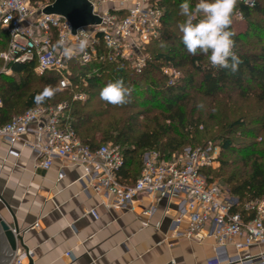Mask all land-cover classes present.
Returning <instances> with one entry per match:
<instances>
[{
    "label": "built area",
    "instance_id": "built-area-1",
    "mask_svg": "<svg viewBox=\"0 0 264 264\" xmlns=\"http://www.w3.org/2000/svg\"><path fill=\"white\" fill-rule=\"evenodd\" d=\"M90 1L101 23L74 30L64 16L44 13L48 4L0 0V27L9 32L7 47L0 51V59L7 66L5 71L11 72L10 64L34 63L37 73L52 71L58 75L61 91L78 87L73 78L74 62H120L141 72L147 65L146 45L160 33L163 10L158 0H133L129 8L107 7L102 14L96 6L107 4L108 0ZM241 2L249 7L255 5L254 0ZM122 10L126 12L120 13ZM234 16L243 18L240 10ZM84 39L87 45L81 52L79 45ZM65 47L73 49L71 57L64 55ZM162 71L168 85L181 76L173 67L165 66ZM81 81L85 84L83 77ZM73 98L84 102L88 94L75 92ZM0 139L11 146L10 156H19L12 147L20 142L32 149L37 154V166L42 169H50L55 159L79 167L81 179L96 193L110 196L111 205L116 208L131 206L143 194L154 196L157 201L167 199L168 204L175 195L181 196L174 231L190 240L212 238L215 254L211 264H264V251L245 257L229 253L230 247L240 252L264 245V198L241 200L216 180H210L204 170L219 163V145H189L170 158L156 150L146 151L140 174L132 182L121 175L124 157L120 146L108 143L93 149L84 144L71 123L66 103L37 104L13 116L0 126ZM63 177L64 172H59L58 178ZM89 212L98 218L95 209ZM19 247L18 244L8 264H25V259L32 256L31 250Z\"/></svg>",
    "mask_w": 264,
    "mask_h": 264
},
{
    "label": "trees",
    "instance_id": "trees-1",
    "mask_svg": "<svg viewBox=\"0 0 264 264\" xmlns=\"http://www.w3.org/2000/svg\"><path fill=\"white\" fill-rule=\"evenodd\" d=\"M254 1L255 5L249 7L240 0L237 10L248 22L239 26L233 22L231 25L235 32L234 51L242 61L235 73L211 68L206 56L190 55L178 29L183 20L179 7L183 0H158L163 10L160 33L146 45L147 65L141 72L120 62L94 60L86 65L74 62L73 78L78 87L61 91L55 72L37 73L34 63L10 64V74L0 73L3 101L0 126L37 104L66 103L71 123L84 144L93 149L108 143L120 146L124 157L121 175L132 182L140 174L144 152L156 150L170 158L189 143L213 138L219 141L221 156L218 168L204 170L210 180L220 178L231 194L241 200L264 198V109L253 120L247 116L229 122L221 119V123L217 122L220 128L214 132L208 128L200 112L203 110L198 107L202 104L200 97H203L211 99L216 110L217 97L229 89L238 92L240 97L253 94L264 103V42L255 53L242 51L239 46L253 24L249 19L254 14L264 17V0ZM192 3L194 5L195 1ZM8 41L9 32L0 27V51L6 49ZM162 44L165 47H161ZM2 63L0 59V67ZM165 66L181 72L173 85L167 83L162 71ZM118 78H122L131 89V102L124 106H113L100 99V90ZM254 85L258 87L257 91L251 88ZM79 91L88 94L86 101L73 98ZM141 116L145 118L141 120ZM210 116L216 119V115ZM226 152L231 155L224 157Z\"/></svg>",
    "mask_w": 264,
    "mask_h": 264
},
{
    "label": "crops",
    "instance_id": "crops-1",
    "mask_svg": "<svg viewBox=\"0 0 264 264\" xmlns=\"http://www.w3.org/2000/svg\"><path fill=\"white\" fill-rule=\"evenodd\" d=\"M132 4L117 0L106 6L124 9ZM12 148L18 157L10 156L11 146L0 139V218L16 223L34 264H211L212 238L190 240L174 231L181 196L168 204L143 194L131 206L116 208L110 196L96 193L81 179L79 167L55 159L45 170L22 142ZM61 171L64 177L59 179ZM260 251L264 245L240 252L229 248L231 255L244 257Z\"/></svg>",
    "mask_w": 264,
    "mask_h": 264
},
{
    "label": "clouds",
    "instance_id": "clouds-1",
    "mask_svg": "<svg viewBox=\"0 0 264 264\" xmlns=\"http://www.w3.org/2000/svg\"><path fill=\"white\" fill-rule=\"evenodd\" d=\"M240 0H183L180 4V15L183 17L178 24L181 41L187 52L192 56H206L211 68L224 69L235 73L242 63L234 51L235 32L231 30L237 5ZM248 3L249 0H244ZM63 44V41L60 42ZM87 40H81L79 50L84 51ZM161 47H165L164 44ZM64 55L71 57L73 49L64 48ZM131 89L122 78L110 81L100 90V99L113 105L124 106L131 102ZM203 108V104L198 105Z\"/></svg>",
    "mask_w": 264,
    "mask_h": 264
},
{
    "label": "rangeland",
    "instance_id": "rangeland-1",
    "mask_svg": "<svg viewBox=\"0 0 264 264\" xmlns=\"http://www.w3.org/2000/svg\"><path fill=\"white\" fill-rule=\"evenodd\" d=\"M116 1L117 0H108L107 4ZM107 4L96 6V11L100 14L104 13L106 9H108L106 6ZM249 21H252L253 24H251L250 29L247 30L249 31L248 35L246 36L244 41L240 43L239 46L242 48V51L248 53H255L259 51L260 47L262 46V43L264 42V17L262 15L254 14L249 19ZM233 22L236 23L237 26H239V25H244L245 22H248V20L237 19L234 16ZM6 68L7 66L5 67V64L3 62L0 67V73L10 74L11 72L7 73L5 71ZM197 80L199 81V78ZM251 88L257 91L256 88L258 87L254 85ZM200 99H201L200 101H202V104L204 106L202 108L203 111L200 112H202L203 118L206 120L208 128L213 129V131L216 129L218 130L220 128L219 126H217V122L221 123V119L222 122L223 121L229 122L230 120L247 116L248 119L253 120V118L261 114V112L264 109V103L258 101L255 95L250 94L246 97H240L238 92L234 91L233 89H229L228 91H225V94H221L220 96L217 97L216 99L217 102L215 103L217 111L213 109L211 105L212 102L211 99L203 98V97H200ZM211 114L216 115L215 120L210 116ZM219 117L220 120L218 119ZM144 118L145 117L141 116L140 119L143 120ZM203 127H205V123L202 126H200V129L202 130ZM209 142L219 145L218 144L219 141L214 140L213 138L204 141L202 140L201 142H195L194 144L189 143V145L197 146V145L207 144ZM230 155H231L230 153L226 152L224 157L225 156L229 157ZM220 156H221V151L218 156L219 163L216 165L215 168H218L220 166ZM214 180H216L225 190L230 191L229 187L220 178L217 177Z\"/></svg>",
    "mask_w": 264,
    "mask_h": 264
},
{
    "label": "water",
    "instance_id": "water-1",
    "mask_svg": "<svg viewBox=\"0 0 264 264\" xmlns=\"http://www.w3.org/2000/svg\"><path fill=\"white\" fill-rule=\"evenodd\" d=\"M46 14H58L70 21L74 30L79 27L101 23L99 15L94 13L90 0H54L43 8ZM1 200L6 204L5 200ZM9 210H11L8 207ZM15 230V232H14ZM18 244L28 249L22 240L16 223L7 224L0 218V264H8ZM27 264H34L31 256Z\"/></svg>",
    "mask_w": 264,
    "mask_h": 264
}]
</instances>
